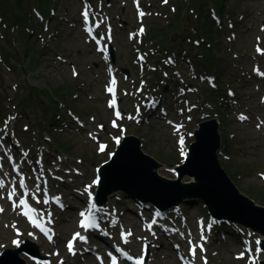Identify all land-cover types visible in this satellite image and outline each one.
Returning a JSON list of instances; mask_svg holds the SVG:
<instances>
[{"label":"rangeland","instance_id":"rangeland-1","mask_svg":"<svg viewBox=\"0 0 264 264\" xmlns=\"http://www.w3.org/2000/svg\"><path fill=\"white\" fill-rule=\"evenodd\" d=\"M36 1L38 2V0ZM115 1L114 9L111 8L112 11L109 10V12L117 24L116 62L118 66L125 68L129 66L131 70L135 52L134 47L132 48L127 41L126 32L130 28L137 27L134 10L132 7L125 8L121 0ZM141 1H149L152 7L143 19V25L147 27V31L138 34L137 42L144 43L153 38L155 41L153 48L157 51L159 47L169 45L168 40L174 37L187 40V33L185 31L179 32V30L190 29L195 24V18H197L195 13L188 10L194 20L184 16L173 27L163 28L161 25L164 24L167 13H172V4H175V9L178 12L180 9H184V12H187L188 6H191V10L195 8L196 13H199L202 18L201 20L197 19L198 29L208 28L212 30L210 34L205 32L204 38L207 39V35L212 41L218 39L214 45L215 54L217 58L227 64V68L219 74V83H223L220 88L224 92V97L227 98L225 91L228 87H231L240 96L243 103V111L246 112L248 110L253 117L264 115V104L260 102L261 95L264 93V85L262 87L263 91L259 93L256 83L249 81L248 76L242 77V69L251 70L252 65L262 62V59L255 55L254 51L258 52V48L261 50L262 47L258 46V44L262 43L264 45V30H262V26H264L263 0H223L224 5L221 9L219 0H205L203 1L205 3L201 0H192V5L189 0H168L167 4L163 0ZM0 2H2L0 4V15L4 16L5 21L13 26L14 21L7 17L8 9L5 8L8 2L6 0H0ZM24 2L31 4V0H25ZM104 5L110 7L107 5L106 0H104ZM199 5H201V10ZM13 6L10 8V13L18 14L16 9H12ZM212 6L222 12L224 11L226 14L230 13V10L234 8L235 20L238 22L243 21L242 23L234 21L236 23L234 31L237 34V40L233 43L226 41L228 32L222 35L216 31L215 28L217 26L209 17ZM29 8L28 5L26 8L27 13H30ZM50 8L54 9L51 14L49 13ZM50 8L46 10L44 6H41L40 10L44 15L48 16V18L43 17L45 22L48 25L55 24V29L60 30L59 37L52 39L51 43H45L42 40L38 41V37L34 35L28 36L25 27L21 31H8V40L4 39V28L0 30L2 31L0 33V44L4 45L6 49L3 51L0 48V56L4 60L2 62L8 67H4L0 59V114L1 112L3 113L2 117L6 114L15 117L16 112H18L17 127H19L18 129L21 133L29 135V138H27L29 143L25 146L27 149H29L28 146L31 148L34 141L39 138L41 141L47 140L48 142H42L41 144L49 146V163L53 161V167L56 168V171H65L67 165L64 160L66 162L70 160L72 166L83 169L84 173L83 179L73 177V180L79 185H83V181L86 184H91L95 176L94 167L103 161H107L108 154L98 156L96 154V145L87 138L86 134H81L78 129L60 133L56 132L54 127L58 122L57 116L66 112V110L63 111L62 109L64 105L67 106L66 109L71 108L84 119L88 125L89 132L95 131L96 123H108L111 118V112L106 110L103 100L105 98L102 92V85L105 81L104 67L100 64V57L82 40L79 30L74 28L72 23L67 22V19H69V22L75 21L77 11L81 8V5L76 0H51ZM100 10L101 7L98 6L97 11ZM123 14L131 17L130 24L124 22L125 18L121 16ZM107 16L105 11L102 18L106 20ZM31 23L33 25L32 29H38L40 32L44 31L43 24L39 23L37 19L34 21V17H32ZM153 30L155 31L154 33ZM194 37L202 40L199 36H191L192 39ZM258 38L260 42L257 44ZM25 42H27V48L23 46ZM174 44H177V42H174L170 48L179 49ZM151 46L152 43H149L145 45L147 49L137 51V58L139 55H144L146 58L152 56ZM21 50H24L25 53L21 52ZM120 50L122 54H120ZM37 52L38 54H36ZM156 53L151 57L153 63L159 60V57H156ZM258 53L264 57L261 51ZM58 54H62L63 58L66 59L59 61L57 58ZM164 54L166 55V53ZM183 63L186 62L183 61ZM73 66L77 68L80 74L78 80H75L72 76L71 67ZM197 66L196 68L201 74H209L205 70H201L199 65ZM137 75L140 76L141 73L138 72ZM132 79H134L133 76H131L130 80ZM192 81L200 88L198 94L193 97V101L197 100L199 102L200 109L205 112V115H213L215 111H211L213 105L209 104V94L216 93L207 85H202L198 80ZM146 82L147 80L144 78L142 85L145 88ZM72 86L74 89H72ZM21 90H24L22 98L19 97ZM31 92H33V95L30 94ZM60 93L63 95L66 93L68 96H60ZM76 94L79 95L77 99L75 98ZM21 99H24V101ZM60 103L64 105L60 106ZM9 104H11L10 107ZM217 111L222 116L219 126L220 134L226 140L228 147L231 146L230 150L225 148V146L221 147L223 156L220 155V161L222 166L244 195L253 199L258 206L264 207V181L261 179V174H264V138L256 131V122H253V124L237 123L229 115L228 107L221 105H218ZM91 116H95L96 123L90 122ZM202 116H204L202 112H199L196 121L192 120L191 132L193 129H198L199 124L197 122ZM2 117H0V124L2 123ZM26 125L30 127V133L24 132L26 131ZM189 129L185 134L191 136ZM129 134L139 138L143 143L144 152L160 162L159 174L167 179L175 180L171 171H176L177 166L175 165L181 162L177 154L182 145L178 142L177 148L171 129L161 123H155L150 127H131ZM38 135L39 137H37ZM193 139L192 137L191 141ZM191 141L189 140V142ZM114 150L113 146L109 152ZM227 155L231 158L229 161L224 160ZM81 158L84 159V162L80 167L78 161ZM168 168L170 169L167 170ZM192 181H194V178L190 176H184L182 179L184 183ZM116 196L126 197V202L132 201L133 204L135 202L130 195L123 191L115 192L110 197L115 201ZM203 205L202 202H196V209H190L189 216L193 217L195 214L197 217L206 213ZM124 207L134 210V205L132 204ZM73 212L74 209H70L60 224V229L67 232L68 236L75 229ZM129 214L134 216V212H131V210ZM5 222L9 223V221H4L0 224V244L8 241L12 236L11 231L5 228ZM127 222L133 224L129 219ZM191 224L196 230V222L191 220ZM193 234L196 235L195 232ZM261 238L264 239L263 236ZM184 239H187V235H185ZM217 246L218 248L213 251L218 250V254L212 256L211 264H242L236 262L233 257V254L240 250L237 243L229 240L227 243H217ZM165 250L163 248L161 251L158 263L178 264L171 251ZM261 260H264V255Z\"/></svg>","mask_w":264,"mask_h":264},{"label":"water","instance_id":"water-1","mask_svg":"<svg viewBox=\"0 0 264 264\" xmlns=\"http://www.w3.org/2000/svg\"><path fill=\"white\" fill-rule=\"evenodd\" d=\"M220 146L217 123L202 124L196 132L190 156L180 168V179L171 181L158 175L159 162L143 152L137 138L129 137L113 159L103 166L102 189L122 190L135 199L153 202L161 208L167 207L163 196L169 192L180 194L172 206L178 205L183 197L199 198L214 216L250 226L264 234V208L244 195L222 168L218 157ZM184 176L193 177L194 181L183 183Z\"/></svg>","mask_w":264,"mask_h":264},{"label":"snow or ice","instance_id":"snow-or-ice-1","mask_svg":"<svg viewBox=\"0 0 264 264\" xmlns=\"http://www.w3.org/2000/svg\"><path fill=\"white\" fill-rule=\"evenodd\" d=\"M167 2V0H165V3ZM89 9L86 7L85 10L82 12V16L85 19V22L88 21L89 19ZM144 13L141 12L140 16H143ZM96 27H99V24H96ZM262 30H264V26H262ZM87 31L89 32V34L92 33V27L87 28ZM111 32V29L109 28V33ZM141 32H143V29H141ZM93 39H96L95 36H93ZM108 39H111V36L109 35ZM259 39V38H258ZM258 52L262 51L259 48L257 49ZM257 73L261 76H264V73L259 72V69H256ZM74 75H77V73L74 71L73 72ZM112 85H115L116 81L115 79H113L111 81ZM107 91L109 93H112L113 98L110 100L109 102V107H115L117 104V101L115 99V89L114 87H108ZM230 95H234L233 93H229ZM115 115L117 118H120L121 113L117 110L115 111ZM241 119H246V117L241 116ZM113 126H116L115 121H113ZM260 125L258 124L257 127H259ZM100 128H103V125H99ZM89 135H91V133H89ZM117 143H119V139H117L116 141ZM181 144L183 143V139H181ZM105 146L104 145H100L99 150L102 152L104 151ZM25 155H27V153H25ZM14 168L16 169V171H19V165H15L14 164ZM264 175V174H262ZM46 183V182H45ZM19 186L21 188L25 189V192L23 193V198L19 199V202L17 203V201L14 199V197L17 196V189L15 186V181H13V186L11 188V190L8 192V199L13 201V209L15 210L16 208H20L23 207L25 209H27L26 211H23L21 214L26 216L29 221L33 224L34 227L38 228L50 241L53 238V234H52V230L48 227L45 226L46 223H51V218L49 217L47 219V221L44 220L43 218V214L37 213V210L35 208H33L29 203H28V191H27V186L25 184V181L23 178L20 179L19 181ZM6 187L5 184V180L4 179H0V189H4ZM90 187V186H89ZM41 191L39 185H37V192ZM46 193V188L43 190ZM33 198L36 200V203H40V198L38 196H36V193H32ZM55 202L60 206L63 207V204L60 201L59 197H54ZM49 201L47 199L44 200V203H48ZM91 208H95V204L91 205ZM4 209L3 207H0V212H3ZM81 217H83V219L80 221V227L84 230H88V229H92V228H97L99 227L96 217H94L91 214V210H89L88 213L85 212H80L79 214ZM157 215H159V213H157ZM153 223H155V221H153ZM149 228H151V226H149ZM209 230L211 229V225L208 226ZM17 234H19V231L17 230ZM107 234V233H105ZM132 235V233L130 231L128 232H122L121 233V238L123 239V242L125 244L129 243L128 237H130ZM77 239H79L80 241H83L85 243H87V237L81 235L80 232H76L73 235V238L67 243V248L68 251L75 256L77 254L76 252V248H75V244ZM202 240H206V237H204L203 235L201 236ZM15 244L19 245L21 242L19 240L14 241ZM191 244V248H190V254L191 256L194 258L196 256L197 253V249H199L201 252H204L205 249L203 247V244H199V243H192L191 241L189 242ZM256 253L260 254L262 252H264V248L261 247L262 242L260 240H257L256 242ZM179 246L177 245V248ZM87 250V249H85ZM117 251L121 252L129 261H133L134 264H145V259H144V255L146 254L147 251V245H145V252L144 254H142L139 257H134L132 255H130L129 253L123 251V249L117 248ZM246 252L251 253L252 249L251 247H247L246 248ZM58 255V253H57ZM108 256L111 258V264H118L117 262V257L115 255H113L111 252L108 253ZM245 253L242 252L240 253V255L237 257L239 258H244ZM99 258V257H98ZM182 260H184V257H181ZM60 264H64L63 261L60 262ZM101 264H103V261L101 262ZM185 264H192V261H185ZM205 264H207V260L205 258ZM249 264H256V256H252V258L249 260Z\"/></svg>","mask_w":264,"mask_h":264},{"label":"trees","instance_id":"trees-1","mask_svg":"<svg viewBox=\"0 0 264 264\" xmlns=\"http://www.w3.org/2000/svg\"><path fill=\"white\" fill-rule=\"evenodd\" d=\"M6 1L8 2V4H6L5 8L8 9L9 17L11 19H14V21L17 22V23H25L26 24L28 22V18H27V15L23 13L24 10H23V6H22V3H21V0H6ZM201 1H205V0H201ZM50 3H51V1H49L47 3H44V6L45 7H49ZM203 3H205V2H203ZM223 3H224L223 0H219L220 9L224 5ZM0 4H2V2H0ZM12 5H15V9H21V13L20 14H15L14 16L11 17L10 16V8H11ZM182 12H183V10L180 9L178 14L174 15L173 21L171 22V26L170 27L175 26L177 24V22L180 20V18H182V15H181ZM230 13L234 15V8H232V10H230ZM187 16H188V18H191L190 14H188ZM23 46H24V48H27V42H25L23 44ZM203 50L208 55L209 61H212V62L214 61L213 64H208L207 69L210 70V71H213V72L220 71V69L222 68V64H220L219 60L216 59L215 56L212 55L213 53L211 52V50L208 49L207 47H203ZM24 53H25V51H24ZM36 54H38V52ZM30 94L33 95V92H31ZM59 95L60 96H64V95H67V94L64 93V95H63L62 93H60ZM209 97L212 98L213 95L209 96Z\"/></svg>","mask_w":264,"mask_h":264},{"label":"bare ground","instance_id":"bare-ground-1","mask_svg":"<svg viewBox=\"0 0 264 264\" xmlns=\"http://www.w3.org/2000/svg\"><path fill=\"white\" fill-rule=\"evenodd\" d=\"M173 80H176V77H174ZM176 82H177V80H176ZM209 121H210V120H208L207 122H209ZM212 121H214V120H212ZM34 144L37 145L36 142H34ZM19 149H20V148H19L18 146H15V147L13 148V150H14L15 152H17V150H19ZM5 234H7V232H5ZM217 242H220V240H218Z\"/></svg>","mask_w":264,"mask_h":264}]
</instances>
